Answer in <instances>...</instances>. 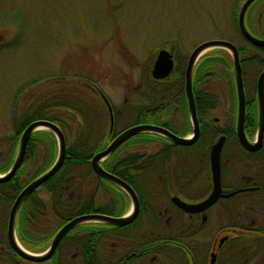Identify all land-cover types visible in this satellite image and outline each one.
<instances>
[{"label": "flooded vegetation", "instance_id": "1", "mask_svg": "<svg viewBox=\"0 0 264 264\" xmlns=\"http://www.w3.org/2000/svg\"><path fill=\"white\" fill-rule=\"evenodd\" d=\"M257 27L258 33L255 34L245 25L253 37L264 40V22ZM244 40L243 46L235 45L242 79L243 116L239 115L234 60L230 53L232 64L227 67L226 81L199 84L196 93L191 84L199 128L197 138L182 145L165 137V164L151 162L147 176L135 168L127 175V166L122 163V177H117L133 189L139 207L130 222L117 225L99 218L81 221L59 239L49 258L30 260L21 256L13 245L32 255H42L50 249L56 233L68 221L88 214L129 216L133 211L132 198L124 188L112 182L116 185L115 194L106 189L98 195L97 189L94 195L78 197L80 209L86 211L59 224L55 212L42 209L43 202L50 197L43 186L46 180L22 201L27 200L32 209L21 213L17 209L9 235L13 202L35 178L25 181L13 200L12 187L7 185L13 182L12 178L0 182L7 183L0 186V264H264V127L260 126L259 99L262 93L264 101V77L262 87L259 86L264 72V46ZM168 49L173 66L169 75L160 80L168 81L166 122L175 131L162 127L177 137L188 138L193 136L185 89L190 54L182 61L176 55L175 46ZM239 118L242 120L241 131L238 130ZM130 126L133 124L126 128ZM219 139L222 140L219 195L203 209L184 211L172 201V197L193 204L208 197L212 191L209 153ZM159 148L160 143L157 150ZM130 201L132 210L128 214ZM163 201L167 204L161 208L157 203Z\"/></svg>", "mask_w": 264, "mask_h": 264}, {"label": "rangeland", "instance_id": "2", "mask_svg": "<svg viewBox=\"0 0 264 264\" xmlns=\"http://www.w3.org/2000/svg\"><path fill=\"white\" fill-rule=\"evenodd\" d=\"M242 2L0 0V137L14 134V118L32 101L40 103L46 95L52 102L59 101L70 90L87 96L102 112L101 119L107 127L108 108L93 90L95 87L118 114L114 129L121 131L133 123L142 108L166 101V93L155 99L150 96L154 86L150 73L158 49L173 45L176 55L184 61L196 45L206 40L224 39L244 45L237 28ZM245 21L246 28L257 34V26L264 22V0L250 5ZM222 49L225 48L211 47L198 58L211 57L221 62L224 58L225 64L215 63L214 82L226 81L227 67L232 64L230 51L225 54ZM47 75L57 82H48ZM39 76L43 79L16 96L21 85ZM60 77L65 83L59 81ZM56 114L65 122L62 129L69 140L78 130L76 117L65 110ZM128 145L123 147L127 152L151 153L158 148V144L137 141ZM44 153L41 148L36 160L40 166L44 164ZM84 169H79V174H87ZM89 175L86 182L91 190L94 178ZM166 204L167 201L157 203L161 208ZM131 210L130 201L128 214Z\"/></svg>", "mask_w": 264, "mask_h": 264}, {"label": "trees", "instance_id": "3", "mask_svg": "<svg viewBox=\"0 0 264 264\" xmlns=\"http://www.w3.org/2000/svg\"><path fill=\"white\" fill-rule=\"evenodd\" d=\"M222 51H224L225 54L227 52L225 49H222ZM218 61L219 59L210 57L201 58L196 62L191 76V84L195 93L198 91L199 84L214 82L213 77L217 69L215 63ZM222 63L225 64L224 58ZM40 79H43V77L39 76L38 79L35 78L26 81L17 89L15 93L16 96L20 95L23 90H26L32 85L36 84V82H38ZM47 79L50 83L57 82L52 80L51 75H47ZM59 81L63 83L65 79L60 77ZM151 82L154 85L150 90L151 99H155V97H158L160 94L166 93L168 84L167 80L151 79ZM93 90H96L103 100L104 95L102 92L96 87ZM47 97L49 96L46 95V100L40 103L32 101L30 104H28L22 110V112H20L19 115L14 118V134L7 137H0V173L6 172L13 163V159L15 158L20 140V135L30 122L37 119H46L57 124L63 132L62 127L66 126V124L56 114V112L59 110H65L75 115L78 128L77 132L74 133L69 140H66L65 133H63L65 137L64 162L60 169L43 185L50 197L48 201L43 202L42 209L44 212L48 210L55 212L59 219V224H63L66 219L74 216V214L86 211L80 209L81 200L78 197H83L88 194L94 195L96 194V190L98 188L101 189V193H103V191L106 189L110 194L116 193L114 190L116 187L115 184L106 179L99 178L93 173L90 166V160L96 152L103 150L120 132H117L114 129L118 114L111 109L113 125L112 129L110 130V117H108V124L107 127H105V123L101 119L102 112L91 100H88L87 96L85 97L70 90V93H67V95L60 96L59 101L57 100L52 102L53 100L48 99ZM104 104L107 106L105 102ZM165 107L166 101H162L157 105L145 106L142 108L143 110L141 109L140 112L137 113L132 124H155L169 128L171 131H175L167 125ZM186 131L188 132L190 129H187ZM54 137L55 136L53 132L49 129L36 130L31 134L26 146L24 159L12 177L13 182L9 184H0V186H5L7 184L12 187L13 192L11 200L14 199L15 195L24 186L25 181L27 182V180L36 178L53 164L57 157L56 153H58L56 140ZM165 139V137L157 133H139L116 148L101 162V165L104 169L118 177H122V171L120 168L122 163H125V166H127V175L131 173L130 171L132 168H135L141 170V172H145V175L147 176L148 165L151 162L158 165L165 164ZM134 141H137L139 144H152L154 142L158 144L160 143V148L157 151L151 153L140 150L127 152L123 147L129 146L128 144ZM41 148L45 150V158L43 157L42 159L44 164L42 166L36 162V160L39 158L38 154ZM81 168H85L84 170L87 172V174H79L78 170ZM89 174L93 175L94 178L93 191H91L92 189L88 190V184L86 182V175ZM31 209L32 208L30 207V204H28L26 200L21 203L18 211L21 213ZM19 223L22 227L21 217Z\"/></svg>", "mask_w": 264, "mask_h": 264}, {"label": "water", "instance_id": "4", "mask_svg": "<svg viewBox=\"0 0 264 264\" xmlns=\"http://www.w3.org/2000/svg\"><path fill=\"white\" fill-rule=\"evenodd\" d=\"M255 0H244L243 3L240 6L238 15H237V26L239 28L240 33L242 36L250 41L251 43L258 45V46H264V40L258 39L253 37L245 28L244 25V16L247 8L254 2ZM211 47H221L225 48L233 56L234 60V68H235V75H236V83H237V89H238V95H239V115L240 117L243 116V106H244V100H243V92H242V79H241V74H240V65L238 62V53L235 45L227 40L224 39H210L203 41L196 45L193 50L191 51L189 57H188V62H187V68L185 72V89H186V94H187V99H188V105L190 109V114H191V120L193 124V136L184 138V137H177L174 134H172L170 131H168L166 128L162 126H157L153 124H136L133 126H130L120 133H118L111 141L110 143L101 151L96 152L91 160H90V165L92 170L101 178L107 179L116 185L124 188V190L131 196L132 201H133V211L132 213L128 216H123V217H111V216H105V215H98V214H88V215H81L78 217L73 218L72 220L68 221L66 224H64L59 231L56 233L52 245L50 249L42 254V255H32L28 252H25L18 248L17 246L13 245L14 249L23 257L28 258L30 260H36V261H41L49 258L51 255L55 245L59 241V239L73 226H75L77 223L90 219V218H99L102 220L110 221L114 224L117 225H124L128 222H130L137 214L138 212V200L137 197L133 191V189L124 181H122L120 178L115 176L112 173H109L108 171L104 170L102 166L100 165V162L105 159L107 156H109L120 144H122L124 141L127 139L142 133V132H155L158 134H161L167 138L172 139L175 143L177 144H182V145H188L192 143L198 136L199 128H198V122L195 116V109H194V99L191 91V76H192V70L193 67L196 63V61L199 58V54L205 49H209ZM173 66V61H172V54L169 51L168 48L162 47L157 50L155 59L152 64L151 68V77L154 79H164L166 78ZM264 77V72L261 74L260 79H259V86L262 87V79ZM259 99H260V108L262 111V116L260 120V126L261 128L264 127V101L262 97V93H260ZM103 100L105 101L108 112H109V117H110V130L112 129L113 125V116H112V110L109 105V102L107 99L103 96ZM40 129H49L52 131L57 140H58V155L54 163L42 174L37 176L34 180H32L30 183H28L17 195L15 198L13 205L10 210V220H9V235H11L12 228H13V222H14V217L16 214V211L22 201L26 198V196L32 192L34 188L37 186L41 185L43 182L48 180L51 176H53L62 166L64 162V157H65V137L64 134L61 130V128L55 124L54 122H51L46 119H37L32 122H30L22 131L20 135V140H19V146L17 153L15 155L14 161L10 168L0 175V182L9 180L13 177L17 169L20 167L23 159H24V154L26 151V146L28 143V140L31 136V134ZM238 130H242V120L239 118L238 122ZM242 143L245 145L243 138H241ZM222 145V140L219 139L217 142H215L210 149L209 153V165H210V172H211V179H212V191L206 197L204 200L198 203H186L184 201H181L177 197H172V201L178 205L181 209L184 211H196L198 209H203L207 207L208 205L212 204L214 200L218 197L219 195V152L221 149ZM248 147V146H247Z\"/></svg>", "mask_w": 264, "mask_h": 264}, {"label": "bare ground", "instance_id": "5", "mask_svg": "<svg viewBox=\"0 0 264 264\" xmlns=\"http://www.w3.org/2000/svg\"><path fill=\"white\" fill-rule=\"evenodd\" d=\"M206 50H207V49H206ZM206 50L204 49L199 55L203 54Z\"/></svg>", "mask_w": 264, "mask_h": 264}]
</instances>
